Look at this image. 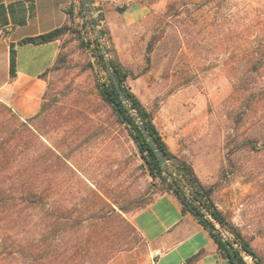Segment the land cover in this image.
Wrapping results in <instances>:
<instances>
[{
	"label": "rangeland",
	"instance_id": "obj_1",
	"mask_svg": "<svg viewBox=\"0 0 264 264\" xmlns=\"http://www.w3.org/2000/svg\"><path fill=\"white\" fill-rule=\"evenodd\" d=\"M92 3L83 9L75 0L69 29L60 37L63 60L46 73L45 99L40 101L47 108L45 118L35 121L43 142L54 145L73 170L56 164L55 189L49 194L60 214L68 210L86 218L102 214L108 198L144 202L162 192L127 130L100 99L96 84L108 82V73L81 44L97 37L105 47L104 59H117L127 73L126 85L151 113L168 148L191 163L201 183L212 189V201L226 222L264 258V140L255 149L245 143L257 117L264 116V104L256 118L248 112L238 121L247 109L232 80L236 61L244 57L234 38V19L238 10L258 2ZM12 111L20 120L38 112L24 116ZM7 124L0 127L3 138L12 127ZM48 180L46 176V189ZM137 210L127 214L129 220ZM214 225L223 240H232L226 227ZM243 257L252 264L249 256Z\"/></svg>",
	"mask_w": 264,
	"mask_h": 264
},
{
	"label": "trees",
	"instance_id": "obj_2",
	"mask_svg": "<svg viewBox=\"0 0 264 264\" xmlns=\"http://www.w3.org/2000/svg\"><path fill=\"white\" fill-rule=\"evenodd\" d=\"M78 1L84 9L81 0ZM256 1L258 6H244L234 19V38L240 54L245 57L236 61L232 78L234 92L241 95L247 109L246 114L243 112L239 116L240 122L248 112H254L253 117L257 116L259 106L264 104V0ZM67 12L71 18L72 7ZM95 23L96 20H93L90 24ZM68 29L66 23L37 36L23 38L20 43L42 44L60 40ZM105 33L106 30H100L101 35ZM81 44L92 51L97 64L107 71L108 82L96 84L100 99L110 108L114 120L127 130L149 175L160 183V190L172 193L181 203L182 212H189L208 229L220 254L230 264H249L244 255L251 258L252 264H264V258L236 227L226 222L215 207L211 198L212 189L201 183L191 163L168 148L151 113L126 85L127 73L117 59L113 56L104 59L105 47L101 46L97 37L82 40ZM61 60L59 52L55 62L40 74V78L45 80L47 71ZM108 66L115 74L128 105L164 152L163 164L159 163L136 119L119 97ZM10 71L13 75V51ZM41 99H45V92ZM46 111L44 102H41L37 113L20 120L7 104L0 101V113L3 115L0 114V127L4 128L5 123L12 126L8 138L0 136V264H106L118 252L130 250L142 240L127 214L144 208L153 198L144 202L138 198L126 202L108 198L109 201L103 200L102 214L93 212L86 218L80 214L73 216V211L68 210L65 215L60 214L62 211L54 195L49 194L55 189L56 164L62 163L69 172L73 170L55 152L54 145L47 146L43 142L35 121L45 118ZM256 121V129L245 137V143L254 149L264 140V116L259 115ZM46 176L49 179L48 189L44 187ZM192 209H196L201 217L196 216ZM214 222L226 227L232 240H223ZM86 230L89 232L85 233Z\"/></svg>",
	"mask_w": 264,
	"mask_h": 264
},
{
	"label": "crops",
	"instance_id": "obj_3",
	"mask_svg": "<svg viewBox=\"0 0 264 264\" xmlns=\"http://www.w3.org/2000/svg\"><path fill=\"white\" fill-rule=\"evenodd\" d=\"M75 0H0V100L24 116L38 111L46 81L40 78L56 60L60 40L20 43L70 20ZM13 51L14 73L10 62ZM142 240L106 264H230L209 233L170 192L158 194L130 219ZM158 249L161 256L152 258ZM191 259V261H188Z\"/></svg>",
	"mask_w": 264,
	"mask_h": 264
},
{
	"label": "water",
	"instance_id": "obj_4",
	"mask_svg": "<svg viewBox=\"0 0 264 264\" xmlns=\"http://www.w3.org/2000/svg\"><path fill=\"white\" fill-rule=\"evenodd\" d=\"M83 6H88L91 4L90 0H81ZM108 71L110 73L112 82L114 84V87L119 95V97L122 99V102L124 104H126L128 106V110L131 112V114L134 116V118L136 119V122L141 130V132L143 133L145 139L147 140L150 148L153 150V152L157 155L158 161L160 164H163L165 162V156H164V152L157 146V144L155 143V141L153 140V138L150 136V134L147 132L146 128L144 127V125L142 124V122L140 121V119L137 117L134 109L128 105V100L121 88V86L119 85L115 74L113 73L112 69L110 68V66H108ZM126 122V121H125ZM192 211L194 213H196V216L201 217V215L197 212L196 209H192ZM206 226L208 228H211L209 223H206Z\"/></svg>",
	"mask_w": 264,
	"mask_h": 264
},
{
	"label": "built area",
	"instance_id": "obj_5",
	"mask_svg": "<svg viewBox=\"0 0 264 264\" xmlns=\"http://www.w3.org/2000/svg\"><path fill=\"white\" fill-rule=\"evenodd\" d=\"M90 2H91V5H92L93 4L92 0H90ZM207 217L210 218L208 215H207ZM161 254H162V252L160 250L155 249V250L152 251L151 255H152V258L156 259V258L160 257Z\"/></svg>",
	"mask_w": 264,
	"mask_h": 264
}]
</instances>
